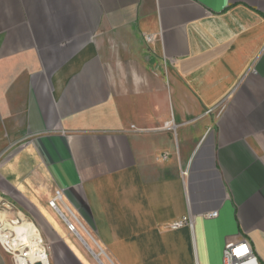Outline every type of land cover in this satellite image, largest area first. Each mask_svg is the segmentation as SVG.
<instances>
[{"label": "crops", "instance_id": "0c3cea01", "mask_svg": "<svg viewBox=\"0 0 264 264\" xmlns=\"http://www.w3.org/2000/svg\"><path fill=\"white\" fill-rule=\"evenodd\" d=\"M263 49L264 0H0V204L52 264H264Z\"/></svg>", "mask_w": 264, "mask_h": 264}, {"label": "built area", "instance_id": "2783aa9c", "mask_svg": "<svg viewBox=\"0 0 264 264\" xmlns=\"http://www.w3.org/2000/svg\"><path fill=\"white\" fill-rule=\"evenodd\" d=\"M146 40L151 43L153 38L147 36ZM61 200L62 193L58 191L50 204L60 211L57 202ZM1 207L0 246L10 256L13 263L52 264V245L43 236L39 225L13 205L2 204ZM207 216L214 217L217 216V213ZM186 224L193 226L192 218L185 217L182 221L175 223L173 227L179 228ZM68 226L71 231L76 232L77 225L68 221ZM223 256L224 264H261L252 245L246 240L228 243L225 246Z\"/></svg>", "mask_w": 264, "mask_h": 264}, {"label": "rangeland", "instance_id": "374dc122", "mask_svg": "<svg viewBox=\"0 0 264 264\" xmlns=\"http://www.w3.org/2000/svg\"><path fill=\"white\" fill-rule=\"evenodd\" d=\"M0 205L2 206V204H0ZM1 206H0V209L2 208ZM104 260L106 261V259H105V258H104ZM106 263L110 264V263H109V262H107V261H106Z\"/></svg>", "mask_w": 264, "mask_h": 264}]
</instances>
